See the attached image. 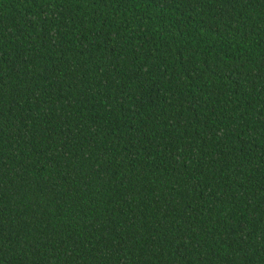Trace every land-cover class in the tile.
Listing matches in <instances>:
<instances>
[{"label":"trees","instance_id":"16d2710c","mask_svg":"<svg viewBox=\"0 0 264 264\" xmlns=\"http://www.w3.org/2000/svg\"><path fill=\"white\" fill-rule=\"evenodd\" d=\"M0 264H264V0H0Z\"/></svg>","mask_w":264,"mask_h":264}]
</instances>
